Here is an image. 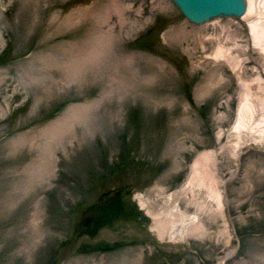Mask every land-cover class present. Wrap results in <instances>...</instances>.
<instances>
[{"label": "rangeland", "instance_id": "1", "mask_svg": "<svg viewBox=\"0 0 264 264\" xmlns=\"http://www.w3.org/2000/svg\"><path fill=\"white\" fill-rule=\"evenodd\" d=\"M250 14L195 24L172 0H0V264H264V140L234 129L246 84L264 100L250 30L264 9ZM98 33L109 42L90 54ZM84 105L60 141L39 136ZM203 153L223 211L188 189ZM117 202L114 228L83 225Z\"/></svg>", "mask_w": 264, "mask_h": 264}, {"label": "bare ground", "instance_id": "2", "mask_svg": "<svg viewBox=\"0 0 264 264\" xmlns=\"http://www.w3.org/2000/svg\"><path fill=\"white\" fill-rule=\"evenodd\" d=\"M259 2H261L260 4H262L261 8H258L255 0H247V8L243 16L247 15L248 13L252 14V12H255L256 9L260 11L264 9V0H259ZM250 30H251V34L258 43V48H260V51L264 53V18H262L261 16L257 17L256 21L251 23ZM98 35L97 36L99 38L94 39L93 45L95 46L90 54L102 55L101 52L103 46L107 42H109V39H107L108 41L105 40V42L103 40V37L105 39L107 38L105 37L106 35L104 36L99 33ZM77 65L78 68H80L82 64H77ZM74 75L75 74H73V77L70 75L69 77L68 75L66 77L74 79L75 78ZM255 80L258 83V86L262 87L261 89L260 88L259 89L264 91V82L260 78V76H258ZM249 88H250V84H246V89L245 88L243 89L244 92L242 97V104L240 105L238 121L234 129H235V133L238 135V137H240L241 132L245 131L248 128V130L250 131L249 133L256 134L258 140L262 141V139L264 140V116H263L264 114L262 115L263 117L261 116V118H256L257 120H255L254 116L258 110L264 112V100L262 101L263 103L260 107H258L256 104H253V102L250 99L252 95L249 91ZM93 107L94 105H84L78 107L77 109H72L71 111H69L70 112V114L68 113L69 115L60 119L58 122L52 124L50 127L42 130L41 133H39V136L46 141H60V139H62L67 133L72 132V130H74L72 129L74 127V123L75 121L76 122L79 121L83 112L90 110ZM210 160H211V155L208 153H203L199 155L198 159L194 162L192 166V175L187 183V186L190 192L194 188L205 190L207 197L212 199L213 202H215V204L217 205V209L219 211H223L224 208L223 192L219 188V183L215 173L209 168L210 162L208 161ZM231 252H233V249L223 254V258L227 257V255L230 254ZM222 259L219 260L218 262L221 263L220 261H223Z\"/></svg>", "mask_w": 264, "mask_h": 264}, {"label": "water", "instance_id": "3", "mask_svg": "<svg viewBox=\"0 0 264 264\" xmlns=\"http://www.w3.org/2000/svg\"><path fill=\"white\" fill-rule=\"evenodd\" d=\"M181 14L190 22L202 24L218 17L241 18L247 8V0H172ZM139 212L140 210L136 208ZM145 219L147 217L144 216ZM92 218L83 225L89 226Z\"/></svg>", "mask_w": 264, "mask_h": 264}, {"label": "flooded vegetation", "instance_id": "4", "mask_svg": "<svg viewBox=\"0 0 264 264\" xmlns=\"http://www.w3.org/2000/svg\"><path fill=\"white\" fill-rule=\"evenodd\" d=\"M133 211L136 215V222L135 224L139 225V228L140 229H145L146 228V224H147V219L144 218L143 214L141 212H137L135 207H133ZM120 213L117 211H114L112 212L111 214H109L105 219V224H103L101 226V228H104V227H107V228H110L111 226L113 225H117L121 219H123V217H120L121 215H119ZM92 218L91 222H90V225L93 226V224L95 225L94 223V218L93 217H90ZM128 220H126V222H128ZM125 222V223H126ZM108 224H110V226H108ZM90 226V228L92 227ZM114 228V226H113ZM133 241H136L138 242L139 240L136 239V240H133ZM134 245L136 244H130V242L128 241H121V242H108V241H105L103 244H101V246L99 248L102 249V252H110V251H113V250H120V249H124V248H130V247H133Z\"/></svg>", "mask_w": 264, "mask_h": 264}, {"label": "trees", "instance_id": "5", "mask_svg": "<svg viewBox=\"0 0 264 264\" xmlns=\"http://www.w3.org/2000/svg\"><path fill=\"white\" fill-rule=\"evenodd\" d=\"M111 204L112 203L108 204L107 207L104 206L102 209H100L98 211L97 214H95L93 216L95 219V225L100 224V223L102 224L103 223L102 221H104V218H106L109 215V212L112 213L114 211H117V210H119V207L122 206V202H117L116 204H112V205ZM92 231H93V229H92Z\"/></svg>", "mask_w": 264, "mask_h": 264}]
</instances>
